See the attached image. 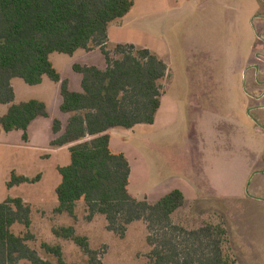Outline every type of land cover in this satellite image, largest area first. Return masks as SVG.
Here are the masks:
<instances>
[{"label": "rangeland", "instance_id": "rangeland-1", "mask_svg": "<svg viewBox=\"0 0 264 264\" xmlns=\"http://www.w3.org/2000/svg\"><path fill=\"white\" fill-rule=\"evenodd\" d=\"M197 1L200 7L189 15L201 25H156L155 28L157 34L166 33L169 65L162 82L163 92L179 104L177 110H170L171 127L160 133L141 130L138 143L132 137L124 140L144 154L152 182L163 175L174 179L188 177L197 184L199 198L192 199L188 207L174 214L175 224L193 229L206 222L224 223L228 230L225 248L236 264H264V108L252 109L255 99L247 94H252L256 86L252 77L255 68L247 70L248 67L241 66L248 58L254 64L264 59L261 17L264 0ZM209 16L217 25H202L211 22ZM51 60L73 89L80 88L82 78L73 64L91 62L106 66L100 50L88 53L81 49L75 55L54 52ZM189 86L195 90L193 95L188 91ZM14 87L16 102L39 99L47 103L50 116L40 117L38 121L52 124L54 119L68 118L69 114L60 109L61 83L48 76L39 85H29L16 78ZM47 88L53 91H45ZM57 89L59 103L55 96ZM203 89L215 93L206 96ZM242 95L252 104L245 111L240 105ZM189 99L195 103L194 108L203 104L216 109H194ZM3 107L6 105L0 104V109ZM35 125L29 127L34 138L31 143L22 139L21 130L5 132L0 137V202L8 196H19L30 203V230L35 235L30 245L52 264H59L58 259L43 249L44 241L62 245L67 263L89 264L88 255L75 242L53 233V227L74 225L77 233L88 236L91 246L99 251L100 264H151L148 254L153 246L147 241L150 232L143 220L130 224L126 236L121 238L107 228L104 216L87 218L83 199L77 203L76 217L54 213L58 204L56 187L62 180L58 167L69 164L71 155L69 149L53 148L47 142L51 131L44 128L40 135ZM13 170L29 177L41 173L42 179L8 188ZM227 185H231V191ZM24 230L23 225L14 226L17 233Z\"/></svg>", "mask_w": 264, "mask_h": 264}, {"label": "trees", "instance_id": "trees-1", "mask_svg": "<svg viewBox=\"0 0 264 264\" xmlns=\"http://www.w3.org/2000/svg\"><path fill=\"white\" fill-rule=\"evenodd\" d=\"M134 4V0H0V103L9 105L0 125L6 132L21 130L28 141L32 121L49 116L41 100L15 102L14 78L38 85L47 75L61 82L60 108L69 119L51 145H72L70 163L58 167L62 180L56 188L54 213L76 217L77 203L83 199L87 218L104 216L107 228L121 238L130 224L143 220L150 232L147 241L153 246L148 254L151 264H236L225 248L224 223L206 222L193 229L175 224L173 216L185 204L178 189L156 202L134 197L129 191L130 161L111 148L110 129L154 123L168 74V64L148 48L119 43L110 49L109 25L125 17ZM97 47L107 66L75 63L73 69L82 75V91L71 90L51 54L73 55ZM61 129L62 122L55 119L54 132ZM41 177V173L29 177L13 171L7 187L36 183ZM16 225L26 231L17 233ZM31 226L30 203L19 196L0 202V264H52L30 245L35 240ZM53 233L75 242L88 255L89 264H100L99 251L74 225L53 227ZM42 247L59 264H69L62 245L44 241Z\"/></svg>", "mask_w": 264, "mask_h": 264}, {"label": "crops", "instance_id": "crops-1", "mask_svg": "<svg viewBox=\"0 0 264 264\" xmlns=\"http://www.w3.org/2000/svg\"><path fill=\"white\" fill-rule=\"evenodd\" d=\"M134 2H135L134 6L132 7L130 12L125 17L117 19L109 25V28H108L109 46H114L119 43L121 44L131 43L139 47L148 48L151 51L158 54L169 65L167 61L168 58H166V48H167L166 36H165L166 33L157 34L155 32L156 25H186V26L187 25H201L195 17H192L191 15H189V12L197 10L198 7H200V3L197 0L195 2L193 0H134ZM173 12L175 14H173ZM171 13L174 15L172 18L170 17ZM261 17H263L264 19V16H261ZM208 19L211 22L202 23V25H217V23H214L213 17L209 16ZM188 38H189V35L185 36V42L188 40ZM187 43L188 42H186V44ZM79 50H77L73 55L77 54ZM83 50L88 53L94 52L95 50L101 51L99 47L94 48L93 50H90V51L85 50V49ZM253 50H254V46H252L251 48L252 53H253ZM249 59L250 58L246 59L245 61H242L241 66L245 65L246 67H248L247 70L251 69L252 67L255 68V72L253 73L252 77L254 78L253 83L256 86L252 89V94H249L247 91L246 92L248 95L254 97L255 99V105L254 107H252V109L261 110L259 107H256V105L259 104L261 100H264V99L257 100V98H260L262 96L261 95L262 91H264V88L261 87V85H264V82H262L264 81V78L261 79L262 78L261 73L264 71V59H261L260 60L261 62L257 64L259 65V69L255 67L256 63L254 64L253 61L252 63H249ZM84 65H95V64L91 62H84ZM95 66H98V65H95ZM106 66H107V62H106ZM106 66L99 65L98 67L105 68ZM46 76L47 75L44 76L42 83L46 81ZM14 79L12 80L13 87H14ZM58 83H61V82H58ZM69 87L71 90H74V91H82V78H81L80 88L79 86H77L75 89H73L71 86ZM191 87L193 86H189L188 91L189 93L192 94L194 93L195 90H192ZM261 88L262 90L259 92ZM45 91L52 92L53 90L51 88H47L45 89ZM60 92H61V89H60ZM202 92H203V95L210 96L212 95V93H215V90L205 91L203 89ZM15 93H16V98H15V102H16V99H17L16 90H15ZM55 94H56L55 95L56 102L59 103L60 101L58 97L59 89L55 91ZM240 99H241L240 105H242L241 109L243 111H245L248 106L251 107L252 104L251 103L249 104V102H247V99H245L244 96H243V99L242 98ZM41 101L45 102L44 100H41ZM62 102H63V97L61 94L60 107H61ZM189 104L191 107L194 108L195 103H193V101H191L190 99H189ZM4 105H6V107H3L2 109H0V116L5 114L9 108V105L7 104H4ZM178 107H179V104H178L177 99H175L174 97H171L170 95H167L166 91L164 90L161 96V105L156 113L154 123L153 124H138L130 129L120 128V127L112 128L109 130V134L111 136L110 145L114 152H123L130 161L131 176H130L129 191L134 197L138 199L147 198L150 202H156L162 197H164L166 194L170 193L171 191L177 188L184 194L185 196L184 206L188 207L192 199L195 200L199 198L198 189L196 187L197 184L191 181L188 177H181L180 179L176 177V179H174V178H163V175H160L157 180L152 182V173H151L150 165L147 159L145 158L144 154L141 152L139 147H137L136 145L129 144L124 140L126 137L128 138L132 137V139H134V141L138 143V139L140 138V135L138 133H140L141 130L144 131V130L152 129L154 133H160V132L167 130L169 127H171L173 123V122L169 123L168 121L170 119L169 118L170 110L174 108L177 110ZM235 108H238V106L236 105ZM47 109H48V105H47ZM194 109H216V108H213V107L211 108L208 105L202 104V106L195 107ZM49 116H50V113H49ZM38 118L40 117H37L35 120H33L30 126L32 124L33 125L36 124L35 126H36L37 133L40 135L42 134V131L44 128L50 130L51 134L49 135V138H47V142L51 144V142L54 139H56L58 136H60L65 131L66 126L68 124L69 116L66 120L59 119L62 122V129L58 133L54 132L53 123L52 124L43 123L41 121H38ZM137 129H139V131H137ZM5 132L6 131H4L0 125V137H2ZM6 133H9V132H6ZM22 135H23V132H22ZM33 139L34 138H33L32 132H29V140L25 142L31 143ZM71 145L72 144L65 145L60 148L69 149ZM250 167H253V166L250 165ZM13 171H16V170H13ZM226 188L229 191L232 190L231 185H227Z\"/></svg>", "mask_w": 264, "mask_h": 264}, {"label": "flooded vegetation", "instance_id": "flooded-vegetation-1", "mask_svg": "<svg viewBox=\"0 0 264 264\" xmlns=\"http://www.w3.org/2000/svg\"><path fill=\"white\" fill-rule=\"evenodd\" d=\"M262 82H264V81H262ZM262 95V96H261ZM261 97L260 98H257V100H261V99H264V91H262V93H261ZM256 107H259V108H264V100H261V102L259 103V104H257L256 105Z\"/></svg>", "mask_w": 264, "mask_h": 264}, {"label": "water", "instance_id": "water-1", "mask_svg": "<svg viewBox=\"0 0 264 264\" xmlns=\"http://www.w3.org/2000/svg\"><path fill=\"white\" fill-rule=\"evenodd\" d=\"M255 67H256L257 69H259V65L256 64ZM259 125H261V124H259ZM261 126H262V125H261Z\"/></svg>", "mask_w": 264, "mask_h": 264}]
</instances>
